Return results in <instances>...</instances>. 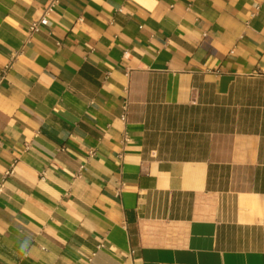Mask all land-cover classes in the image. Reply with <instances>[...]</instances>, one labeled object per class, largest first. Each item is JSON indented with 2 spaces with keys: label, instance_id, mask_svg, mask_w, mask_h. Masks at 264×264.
<instances>
[{
  "label": "crops",
  "instance_id": "obj_1",
  "mask_svg": "<svg viewBox=\"0 0 264 264\" xmlns=\"http://www.w3.org/2000/svg\"><path fill=\"white\" fill-rule=\"evenodd\" d=\"M47 5L0 0V264H264V0H60L30 34Z\"/></svg>",
  "mask_w": 264,
  "mask_h": 264
},
{
  "label": "built area",
  "instance_id": "obj_2",
  "mask_svg": "<svg viewBox=\"0 0 264 264\" xmlns=\"http://www.w3.org/2000/svg\"><path fill=\"white\" fill-rule=\"evenodd\" d=\"M59 2H60V0H48V5H47L46 9L44 10V12L42 13L41 18L37 22H34V23H32L30 25V27H29V33L30 34H35V33L39 32L40 26L42 24L46 23L47 17L57 7ZM256 9H257V7H256ZM127 112H128V105H127V103H125L123 105V107H122V115H121V118H120L121 122H125L126 121ZM11 173L12 172L8 173L7 176L10 175ZM0 188H1V186H0Z\"/></svg>",
  "mask_w": 264,
  "mask_h": 264
}]
</instances>
